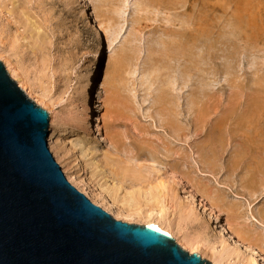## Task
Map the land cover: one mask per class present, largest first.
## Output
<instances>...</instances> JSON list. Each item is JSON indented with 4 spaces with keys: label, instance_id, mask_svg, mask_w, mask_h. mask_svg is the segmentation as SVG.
I'll list each match as a JSON object with an SVG mask.
<instances>
[{
    "label": "rangeland",
    "instance_id": "1",
    "mask_svg": "<svg viewBox=\"0 0 264 264\" xmlns=\"http://www.w3.org/2000/svg\"><path fill=\"white\" fill-rule=\"evenodd\" d=\"M87 2L89 15L84 0H0V61L7 54L31 93L6 67L11 79L49 113L65 175L155 217L177 215L191 190L219 216L205 213L210 241L229 223L264 251V0ZM96 68L92 111L106 140L72 122Z\"/></svg>",
    "mask_w": 264,
    "mask_h": 264
},
{
    "label": "water",
    "instance_id": "2",
    "mask_svg": "<svg viewBox=\"0 0 264 264\" xmlns=\"http://www.w3.org/2000/svg\"><path fill=\"white\" fill-rule=\"evenodd\" d=\"M49 124L0 61V264H213L75 188L49 149Z\"/></svg>",
    "mask_w": 264,
    "mask_h": 264
},
{
    "label": "bare ground",
    "instance_id": "3",
    "mask_svg": "<svg viewBox=\"0 0 264 264\" xmlns=\"http://www.w3.org/2000/svg\"><path fill=\"white\" fill-rule=\"evenodd\" d=\"M84 1V12L89 15V4L87 0ZM103 41L105 42V38H103V40L101 39L99 43L97 54L98 65L101 63L104 55L103 51L105 45L103 46ZM6 55L2 54V58L5 59L4 61L9 74L13 77V79L18 81V84L24 88L29 95L31 91L30 87L25 85L26 78L21 76L18 69L13 65L10 59L5 57ZM97 70L98 68H96V70L92 73L91 80H88L85 86L86 96L85 94L84 96L86 98L81 104L83 116H77V114V117H73L74 119H72V122L77 125L82 124L89 136H96L97 134L102 136L105 128L102 126L103 124H95V115L92 111L94 79ZM54 123L55 117L52 115V125ZM102 137L106 140L104 136ZM52 140L53 135L51 136V141ZM77 159H79V157H77L76 160ZM84 169L85 166H83V170ZM82 175L83 174L77 171L75 173V171L72 170L70 172H66L68 181L75 188L116 219H123L129 223H145L147 226L171 236L175 241L180 242L185 250L193 254H198L200 257L203 256L204 258H206V255L208 254L210 256V260L212 259V261L216 264H264V251H256L252 248V246L244 244L248 243L247 240L238 234L229 223H226V225L221 227V231L219 233L220 235L218 236L217 241L215 240L216 242H212V240L210 241L207 238V235L204 232L209 225V220L205 217V213L210 212L209 215L211 214L215 216L216 219H218L219 216L214 211L215 206L211 202L209 203L206 201L204 197H201V200H199L196 193H193L191 190L187 192L188 202L184 204L182 202L176 207L177 211L175 212L177 215H173L174 217L169 215L167 216L164 209H159L158 213L156 211L157 217H155L154 209L144 211L142 208L133 205L132 202H126L128 203V206L126 207L125 205L120 204L119 201L111 195L109 188L100 184L96 185L91 178H84ZM160 196L170 199L172 203L178 201V197L175 192L170 195L169 193H165L163 191L159 194V198ZM244 248L247 251L246 253L249 252L248 255L244 252L246 254L245 255L241 251Z\"/></svg>",
    "mask_w": 264,
    "mask_h": 264
}]
</instances>
